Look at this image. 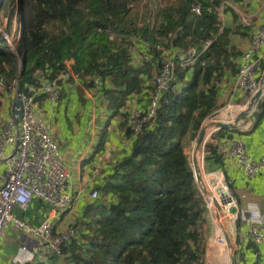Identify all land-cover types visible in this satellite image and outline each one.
I'll return each instance as SVG.
<instances>
[{
	"label": "trees",
	"instance_id": "trees-1",
	"mask_svg": "<svg viewBox=\"0 0 264 264\" xmlns=\"http://www.w3.org/2000/svg\"><path fill=\"white\" fill-rule=\"evenodd\" d=\"M142 1L0 0V14H9L8 30L17 17L21 31L15 52L0 34V96L18 83L37 108L48 97L40 91L42 84L61 80L73 60L74 75L103 97L110 112L107 124L121 117L119 129L129 139L133 132L127 107L138 95L155 91L148 84L165 61L157 46L201 51L207 40H214L194 65L177 64L155 117L132 138L100 188L99 200L87 205L82 220L73 225L77 238L64 246L61 256L27 264H204L208 209L186 149L204 122L224 108L226 74L239 71L242 54L232 44L233 31L222 29L220 7L224 1L240 5L246 0H178L159 11L157 26L133 9ZM194 5L201 6L200 17L191 12ZM139 41L150 49H140L136 66ZM260 70L263 74L264 65ZM259 109L264 111V98L250 131L261 121ZM226 135L219 132L209 139L207 163H222L219 148ZM206 171L208 178L216 172Z\"/></svg>",
	"mask_w": 264,
	"mask_h": 264
},
{
	"label": "built area",
	"instance_id": "built-area-1",
	"mask_svg": "<svg viewBox=\"0 0 264 264\" xmlns=\"http://www.w3.org/2000/svg\"><path fill=\"white\" fill-rule=\"evenodd\" d=\"M227 8L239 12L241 21L247 24L246 14L240 11L233 2L224 1L220 10ZM191 12L195 17H200L202 8L200 5H194ZM0 34L10 50L15 52L21 37L20 28L15 25L13 33L8 35L5 28L1 27ZM213 41L212 39L207 40L201 51L196 47L182 51L174 47L157 46V49L163 52L165 61L154 81L155 91L152 93L151 102L146 111L137 106V98L127 107L129 127L133 132L132 138L139 135L145 125L155 117L162 96L171 89L177 64L180 63L184 68L194 65ZM263 48L264 24L239 61L236 86L241 91L244 100L247 98L249 101L261 87L262 77L259 78L258 74L264 65ZM58 81L45 82L40 89L48 95L53 106L58 104L61 98ZM16 97L21 104V110L17 113L16 119L0 121V161L7 165L6 178L0 189V242L10 224H14L22 232V236L19 255L7 262L0 261V264H27L51 255L61 256L64 246L77 238V230L73 226L58 232L55 223L51 220H46L41 225L34 227L14 216L16 207L27 211L34 200L44 202L57 214L70 211L74 205L70 195L71 176L64 165L60 145L51 135L50 125L38 115L34 99L19 91L18 83ZM221 99L225 103L224 108L208 118L209 120H220L223 111L243 108L248 103L235 104L225 93L222 94ZM254 113L250 114L237 130L250 120L252 121ZM250 124L251 128L252 123L250 122ZM219 132L227 133L220 141L219 156L222 161H236L239 168L250 178L264 173V158L257 160L249 155L244 143L239 138L233 137L232 131L224 132L221 129H216L210 134L207 142ZM202 168L203 170L212 168L216 171L217 164L213 161L207 163L205 160ZM215 187L216 190L212 191V196L209 194L205 200L212 224L214 227H219L211 234V240L216 243L217 250L226 251L228 249L224 232L221 229L223 221L230 222L233 231L240 220L241 224L249 225L248 238L250 240L256 244L264 243V214L261 213L259 207L254 203L248 204L244 208L240 207L238 199L227 181H220ZM99 196L98 190L92 191L90 194L92 200H97ZM214 202H217L221 207L222 220L216 218ZM233 208L236 209L235 213L231 211ZM228 216H231L230 220L227 219ZM211 253L210 251V254L205 256L204 264L205 262L208 264L209 259L212 264H230L228 255L222 257L218 254L219 261H217Z\"/></svg>",
	"mask_w": 264,
	"mask_h": 264
},
{
	"label": "crops",
	"instance_id": "crops-1",
	"mask_svg": "<svg viewBox=\"0 0 264 264\" xmlns=\"http://www.w3.org/2000/svg\"><path fill=\"white\" fill-rule=\"evenodd\" d=\"M235 5L246 14L247 24L241 21L239 12L232 8L221 9L219 16L222 29L229 28L233 31L232 44L243 54L264 24V0H246L240 5ZM140 49L149 50L150 47L142 41L137 43L134 51L136 66L142 59ZM262 50L264 51V48ZM73 67V60L67 62L68 74L58 81L61 89L58 104L53 106L47 97L41 104L38 103L37 113L50 125L51 135L60 145L64 165L71 176L70 195L74 205L70 211L59 214L40 200H34L27 211L19 207L14 209L16 218L34 227L46 220H51L55 223L58 232L65 231L82 220L86 206L99 200V198L92 200L91 192L98 190L101 193L100 188L106 185L113 166L132 146V141L119 129L122 118L118 116L111 120L110 125L107 124L110 112L104 106L103 97L96 91L86 88L83 82L74 75ZM263 74L260 70L258 77H262ZM226 77L227 80H224L222 84L221 93L227 94L235 104H246L247 98L245 101L236 86L237 74L228 73ZM148 85L155 87L154 82ZM146 93L136 97L137 106L142 110L146 109L151 102L152 92ZM19 103L16 89L0 96V121L16 119L20 111ZM260 113L262 114L261 121L252 131L248 130L251 126L250 122L252 123L250 120L241 129L233 132V137L239 138L249 155L257 160L264 158V111L261 110ZM221 118L227 119V114L222 112L219 119ZM221 162L217 165L224 172L225 179L231 185L240 207L244 208L254 203L264 214V173L250 178L239 168L236 161L221 160ZM6 171V163L0 161V189L3 187ZM218 228L214 227L210 215L207 214L204 222L206 257L210 251L217 249L216 243L211 240V234ZM248 231L249 225L247 224H240L239 227L233 229L236 239V264H264V243L256 244L250 240ZM21 236L22 232L14 224L7 227L6 234L0 242V261L7 262L19 255ZM230 253L231 251L228 250L227 255L230 256Z\"/></svg>",
	"mask_w": 264,
	"mask_h": 264
},
{
	"label": "water",
	"instance_id": "water-1",
	"mask_svg": "<svg viewBox=\"0 0 264 264\" xmlns=\"http://www.w3.org/2000/svg\"><path fill=\"white\" fill-rule=\"evenodd\" d=\"M264 97V74L262 76V80H261V87L258 89V91L255 93V95H253L251 97V99L248 101V103L245 105V110L243 112H241L237 118L235 119L234 123H224V122H218L216 120H207L204 122L202 129L198 135V138L196 139V141H194L195 144V149H194V153L192 155V168L194 171V175L196 178V182L198 183L205 199L207 200L208 196H209V192L205 189L203 183H202V177L200 175V170H201V165L203 167V164L205 162V147L207 144V140L210 137V135H208L206 133V128L207 127H211L214 126L216 129H221L224 132L226 131H233V130H237L239 128V126L245 122L249 115L254 113L256 111V107L259 105L260 101L263 99ZM19 110H21V104L19 103ZM201 155L202 158V164L199 165V161L196 159L197 156ZM212 179H217L222 182H225V174L222 171L221 167H219L217 165V169H216V173L214 174V176L211 177ZM215 205V211H216V218H218L219 220L223 219V213L221 210L220 205L217 202H214ZM233 213L236 212V209H232L231 210ZM224 223L221 224V229L224 232V236L227 242V247L230 253V260H231V264H236V255H235V243H236V239L234 236V232L232 231V228L230 226L229 223L223 221Z\"/></svg>",
	"mask_w": 264,
	"mask_h": 264
},
{
	"label": "rangeland",
	"instance_id": "rangeland-1",
	"mask_svg": "<svg viewBox=\"0 0 264 264\" xmlns=\"http://www.w3.org/2000/svg\"><path fill=\"white\" fill-rule=\"evenodd\" d=\"M177 1L178 0H144V1L140 2V3H138L136 6L133 5L134 7L133 6L132 7H133V9H138L141 12V17H145L146 21L149 20V19H151V20L154 19L155 20V26H157L156 24L159 23V19L157 18V15H158L159 11L163 7H165L167 5L175 4ZM8 16H9V14L8 13L6 14L5 12H2L0 14V28L4 27L5 28V32L8 35H11L13 33V31H14L15 25L18 26V22H17V17H13V21H12V24H11V29L8 30L9 29L8 18H7ZM142 21H143V19H142ZM188 76H189V78H191V73H189ZM188 147L186 149V153L189 156L190 161L192 162V155L194 153L195 144L188 142ZM205 173H207L206 169H205ZM205 173H204V176H205ZM66 218H68V216H66ZM212 252L213 253H211V255L215 259H217V261H219L218 254L220 256L224 257V256L227 255L228 249H227V251H224V250H219L218 251L216 249V250H213ZM207 263L208 264H212L210 259L207 261ZM205 264H206V262H205Z\"/></svg>",
	"mask_w": 264,
	"mask_h": 264
},
{
	"label": "bare ground",
	"instance_id": "bare-ground-1",
	"mask_svg": "<svg viewBox=\"0 0 264 264\" xmlns=\"http://www.w3.org/2000/svg\"><path fill=\"white\" fill-rule=\"evenodd\" d=\"M245 110V108H237V109H233V110H226V111H223L224 113L227 114V119H220V120H217L218 122H224V123H232V121H235V119L237 118V116L243 112ZM216 128L214 126H211V127H207L206 128V133L208 135H210L213 131H215ZM198 161H199V165L202 164V158H201V155L198 154L197 158H196ZM201 168H202V165H201ZM203 168L200 170V175L202 177V183L205 187V189L209 192L210 196H212V191H215L216 190V185L219 184V181L217 179H212V178H208L207 177V173H205V171L203 170ZM204 173H205V176H204ZM216 173V172H215ZM214 176V174H213ZM211 190V191H210ZM228 220L231 219V216H228L227 217ZM228 222V221H227ZM224 222H222L221 224H223ZM230 223V222H229ZM232 226V224H231Z\"/></svg>",
	"mask_w": 264,
	"mask_h": 264
}]
</instances>
